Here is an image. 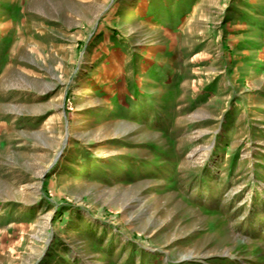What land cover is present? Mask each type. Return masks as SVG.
<instances>
[{"label":"rangeland","instance_id":"rangeland-1","mask_svg":"<svg viewBox=\"0 0 264 264\" xmlns=\"http://www.w3.org/2000/svg\"><path fill=\"white\" fill-rule=\"evenodd\" d=\"M0 264H264V0H0Z\"/></svg>","mask_w":264,"mask_h":264}]
</instances>
